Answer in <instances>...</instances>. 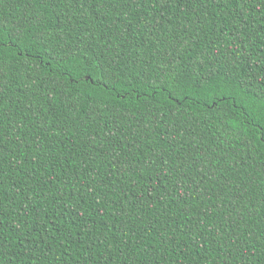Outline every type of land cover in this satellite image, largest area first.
<instances>
[{
  "label": "trees",
  "instance_id": "1",
  "mask_svg": "<svg viewBox=\"0 0 264 264\" xmlns=\"http://www.w3.org/2000/svg\"><path fill=\"white\" fill-rule=\"evenodd\" d=\"M0 264H264V0H0Z\"/></svg>",
  "mask_w": 264,
  "mask_h": 264
}]
</instances>
